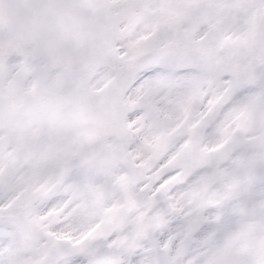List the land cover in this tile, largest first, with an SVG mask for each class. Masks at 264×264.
Returning <instances> with one entry per match:
<instances>
[{
	"label": "snow or ice",
	"instance_id": "snow-or-ice-1",
	"mask_svg": "<svg viewBox=\"0 0 264 264\" xmlns=\"http://www.w3.org/2000/svg\"><path fill=\"white\" fill-rule=\"evenodd\" d=\"M0 264H264V0H0Z\"/></svg>",
	"mask_w": 264,
	"mask_h": 264
}]
</instances>
